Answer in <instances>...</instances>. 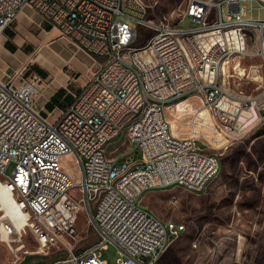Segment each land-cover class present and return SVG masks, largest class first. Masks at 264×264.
<instances>
[{
    "label": "built area",
    "instance_id": "obj_1",
    "mask_svg": "<svg viewBox=\"0 0 264 264\" xmlns=\"http://www.w3.org/2000/svg\"><path fill=\"white\" fill-rule=\"evenodd\" d=\"M184 1L173 25L150 18L143 0H0V35L30 6L93 60L90 76L62 109L45 111L38 103L44 80L34 70L20 83L0 80V178L25 209L21 220L35 222L33 234L43 232V250L59 242L68 247L64 239L78 234L81 213L98 236L52 264H109L101 255L108 245L121 255L115 264H158L186 225L163 221L140 198L168 186L203 193L221 168V154L207 150L197 129L183 137L172 131L166 109L185 107L202 91L210 117L241 131L263 111L245 94L229 92L223 74L212 82L205 74L211 63L249 55L231 46L228 32L250 22L251 31L240 30L247 45L248 36L264 35V19L246 18L241 0ZM187 20L193 25L185 26ZM252 67L261 75L262 66ZM131 101H138L137 112H129ZM202 107H192L198 128ZM249 109L256 115L240 125Z\"/></svg>",
    "mask_w": 264,
    "mask_h": 264
},
{
    "label": "rangeland",
    "instance_id": "obj_2",
    "mask_svg": "<svg viewBox=\"0 0 264 264\" xmlns=\"http://www.w3.org/2000/svg\"><path fill=\"white\" fill-rule=\"evenodd\" d=\"M143 1L149 7L150 18L173 25L180 23L186 7L184 0ZM241 4L247 8L246 18L264 19V5L259 1L241 0ZM184 25L193 24L187 20ZM237 29L251 31V23L238 22ZM14 33L15 52L5 48V38L0 45V79L4 81H18L28 69L37 72L39 56L33 53L37 44H32V36L25 30ZM143 35L139 40L145 39ZM236 38V42L229 41L231 46L236 44L240 51L247 48L249 55L242 58L237 53L227 60L229 64L211 63L206 66L205 82H212V75L223 74L226 84H231L229 92L236 96L245 94L256 101L255 109L260 107L263 111L257 112L258 118L241 131L226 129L210 117L207 108L202 107V91L195 92V96L185 102V107L166 109V117L170 122L173 120L176 134L189 136L193 129H197L207 150L221 154L222 164L219 174L203 193L171 187L149 192L140 198L141 205L163 221L186 225V231L170 241L169 253L158 264H175L178 259L176 264H264V35L248 36L247 45L241 32ZM50 49L57 51L56 45ZM52 60L54 57L50 53ZM251 65L262 66L261 75L256 67L249 68ZM57 107L62 109L63 106ZM192 107H202L196 113V122L199 127L201 123L206 124L203 128L193 125ZM255 115L250 109L244 110L239 124H248L249 117ZM13 168L14 163L8 167L7 174H11ZM2 215L0 212V217ZM77 226L75 238L64 239L68 247L59 242L50 244V248L45 250H41L42 244L31 230L26 234L20 232L21 235L17 231L18 234L9 239H5L1 232L0 264H52L65 259L69 248L78 252L97 241L98 236L85 213L80 214ZM101 255L109 264H115L121 258L114 245H108Z\"/></svg>",
    "mask_w": 264,
    "mask_h": 264
},
{
    "label": "crops",
    "instance_id": "obj_3",
    "mask_svg": "<svg viewBox=\"0 0 264 264\" xmlns=\"http://www.w3.org/2000/svg\"><path fill=\"white\" fill-rule=\"evenodd\" d=\"M25 30L32 36V44L35 45L33 53L38 54L37 72L44 80L38 103L45 111L50 110L47 104L54 98V108L57 105H65L71 100V92L80 87L85 79L90 76L93 60L83 50L76 48L66 38H63L56 28L46 21L37 11L30 6H25L18 14L17 19L11 27L0 35L5 40V48L10 52L17 50L13 39L16 31ZM37 33L35 36L34 34ZM240 30L235 28L228 32L229 41H237ZM56 45L57 51L50 49ZM16 48V49H14ZM50 53L54 60L50 61ZM3 80V79H0ZM21 78L15 83H20ZM206 125V124H205Z\"/></svg>",
    "mask_w": 264,
    "mask_h": 264
},
{
    "label": "bare ground",
    "instance_id": "obj_4",
    "mask_svg": "<svg viewBox=\"0 0 264 264\" xmlns=\"http://www.w3.org/2000/svg\"><path fill=\"white\" fill-rule=\"evenodd\" d=\"M137 109H138V101H131L129 105V112H137ZM173 123L174 122L172 120L171 128L172 131L174 132ZM204 125L205 124L201 123L200 127L203 128ZM65 161L67 163V166L73 169L74 162L70 155H67L65 157ZM4 186H7V179L5 181L0 180V212H3V215L0 217V230H1L0 233L2 232V236L5 239L6 238L9 239L10 236L16 233L18 234V232L19 234L20 232H24L26 234L28 230H31L33 232V229H35V222L31 221L30 223L29 219L21 220V218L25 217V209L19 208L18 201H12V194H9V192L6 190ZM171 187H178V186H168L167 188H171ZM4 219H8V221L11 223V226H9L10 229L6 227L7 225ZM34 234L37 236L39 242H43V232H35ZM41 250H43L42 246H41Z\"/></svg>",
    "mask_w": 264,
    "mask_h": 264
},
{
    "label": "trees",
    "instance_id": "obj_5",
    "mask_svg": "<svg viewBox=\"0 0 264 264\" xmlns=\"http://www.w3.org/2000/svg\"><path fill=\"white\" fill-rule=\"evenodd\" d=\"M144 41H145V39H141V40H139L138 43H143ZM53 102H54V98H52L51 101H50V103L47 104V107L50 108V111L54 108ZM221 164H222V159H221ZM170 249H171L170 247L167 249V251L162 256V258L160 259V261H164L165 260L166 254L169 253ZM178 262H179V259L177 260V262H175V264L178 263Z\"/></svg>",
    "mask_w": 264,
    "mask_h": 264
}]
</instances>
